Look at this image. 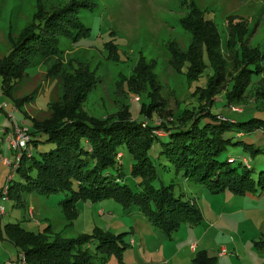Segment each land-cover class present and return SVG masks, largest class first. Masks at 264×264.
Instances as JSON below:
<instances>
[{"label":"rangeland","instance_id":"rangeland-1","mask_svg":"<svg viewBox=\"0 0 264 264\" xmlns=\"http://www.w3.org/2000/svg\"><path fill=\"white\" fill-rule=\"evenodd\" d=\"M38 1L50 10L69 0H0V60L9 51L11 41L31 23ZM90 1L94 4L92 10L82 8L78 11L80 20L89 28L88 35L77 39L60 37L54 56L37 59L26 69V74L11 81L9 93L15 102L3 94L0 76V106L5 104L0 108V231L3 235L0 264H29L22 262L24 255L7 237L5 225L9 223L50 235L61 232L65 237L92 235L98 230L118 236L117 245L125 246L122 249L116 246L117 253L112 252L104 264H148L149 260H155L152 264H165L158 263L160 259H169L168 264H193L194 258L210 260L212 264H264V252L259 251L256 243L264 232V191L243 195L228 190L214 192L204 184L188 180L181 170L176 171L159 154V140L151 145L148 156L156 167L165 165L166 168L160 170L152 185H172L174 195L194 204L201 217L196 223H181L168 235L162 232L164 236L160 239L159 229L151 228L137 206L125 209L113 197L78 199L73 204L75 216L67 220L59 202L69 195L30 192L22 194L18 200L9 196L8 187L3 188L9 174H12L10 185L21 180L16 169L19 165L16 168L12 165L16 152L7 146L4 131L12 130V121L6 113L23 97L27 99L22 100L21 105H13L15 119L20 122L19 116H22L28 122L31 118L44 121L51 113L50 101H71L80 80L86 79L85 90L79 94V113L106 118L123 113L128 106L132 119L145 122L146 117L140 109L148 102L147 89L139 92L137 89H142L143 82L150 80L155 88L151 121L170 120L185 107L196 109L198 101L194 88L204 84L211 70L206 66L205 72L190 82L185 76L186 64L182 65L181 71L174 66L167 48L173 42L181 51L188 50L191 34L182 27L180 19L188 15L192 3L205 12L206 18L213 19L225 60V81L235 77L247 64L246 60L240 62L235 57L234 33L242 47L258 52L253 61L259 74H252L245 93L223 106L225 90H221L214 96L213 111L240 121L251 117L264 119V95L261 93L264 88V0ZM203 57L207 62L205 54ZM222 87L225 88V84ZM23 127L28 128V123ZM157 134L162 133L157 131ZM227 136H231V142L235 144L227 146L222 159H246L251 177L256 181L259 171L264 170V130L256 129L242 135L231 132ZM238 141L253 143L252 148L259 151L251 155L250 150ZM50 147L51 143H42L33 152L36 154L38 150ZM122 153L119 182L139 191L141 186L131 174L132 159L126 149ZM3 156L8 157L11 164L4 163ZM108 171L112 175L118 172L116 168ZM133 236L136 244L130 245ZM96 241L95 237L90 238L91 251L95 249ZM142 241L143 250L138 248ZM192 243H196L195 251L191 249ZM157 247L158 252L151 254ZM219 252L223 254L218 256Z\"/></svg>","mask_w":264,"mask_h":264},{"label":"trees","instance_id":"trees-1","mask_svg":"<svg viewBox=\"0 0 264 264\" xmlns=\"http://www.w3.org/2000/svg\"><path fill=\"white\" fill-rule=\"evenodd\" d=\"M93 7L90 0H69L60 7L46 10L38 1L31 23L11 41L9 51L0 60L3 94L11 99L10 82L26 74V69L37 59L54 56L58 52L60 37L77 39L88 35L89 28L80 20L78 11L82 8L92 10ZM204 13L192 3L188 15L180 19L182 27L191 34L188 50L181 51L173 42L167 47L174 66L181 71L182 65L186 64L185 76L190 82L197 80L205 72L206 66L211 70L204 84L194 88L198 101L196 109L185 107L172 115L170 120L151 121L155 88L150 80H145L142 89L136 88L138 92L147 89L148 102L140 109L146 117L145 122L132 119L128 106L116 116H87L78 112L79 94L85 90L83 87L86 84V79H81L71 101H50L48 108H51V113L47 120L31 118L29 122L25 121L29 125L30 155L26 157L24 154L16 168L21 180L12 185L9 184L12 176L6 180L9 196L19 200L22 194L30 192L69 195L59 202L67 220L75 216L74 201L113 197L125 209L137 206L152 226L168 235L181 223H196L201 217L194 204L174 195L172 185H152L160 170L166 168L165 165L156 167L148 156L151 145L157 140L160 141L159 154L176 171L181 170L188 180L204 184L214 192L228 190L243 195L264 191V170L259 171L255 181L245 158L221 157L229 144H235L227 134L236 132L242 135L256 129L264 130V119L251 117L240 121L213 111L214 96L221 90H225L223 106L245 93L252 74H259L253 61V56L258 52L242 47L238 35L234 33L235 57L240 62L246 60L247 64L235 77L225 81V60L219 48V34L213 19L206 18ZM81 74L85 76V73ZM224 84L225 88L222 87ZM261 93L264 95L263 87ZM22 100L12 104L19 106ZM157 131L162 134L158 135ZM7 132L4 131L5 134ZM164 137L165 140H160ZM46 142L51 143L52 147L34 154L33 149ZM241 144L250 150L251 155L259 151L252 148L253 143ZM123 149L132 159L131 174L141 186L139 191L135 192L119 182ZM110 168H116L117 174H110ZM5 230L18 252L24 255V263L29 264H104L110 254L116 252V246L119 249L125 246L117 245L118 236L102 230L77 237H65L61 232L50 235L47 232L28 231L17 223L5 225ZM2 236L0 231V239ZM93 237L97 245L91 251L88 244ZM256 243L264 248V232ZM209 261L194 258L193 264H212Z\"/></svg>","mask_w":264,"mask_h":264},{"label":"built area","instance_id":"built-area-1","mask_svg":"<svg viewBox=\"0 0 264 264\" xmlns=\"http://www.w3.org/2000/svg\"><path fill=\"white\" fill-rule=\"evenodd\" d=\"M138 99V98H136ZM5 104L1 105L0 108L4 107ZM15 107L12 105L11 109L8 111L7 116L11 119V120H15L14 114L13 112L15 111ZM23 125H25L24 122H18V121H14L12 123V130L8 131L5 138L7 143L9 144V146L15 150L16 154H15V162L12 164L13 168H16L17 165L19 164V159L22 155H30V149L28 148V143H29V134L27 133V128L23 127ZM3 162L6 164H11L9 159H3ZM12 174H9L7 180H9L11 178ZM7 185L4 184L3 188H6ZM2 188V189H3ZM5 192L2 190V194H4ZM2 209V208H1ZM22 262L24 261V259H21Z\"/></svg>","mask_w":264,"mask_h":264},{"label":"crops","instance_id":"crops-1","mask_svg":"<svg viewBox=\"0 0 264 264\" xmlns=\"http://www.w3.org/2000/svg\"><path fill=\"white\" fill-rule=\"evenodd\" d=\"M22 115V114H21ZM19 117H21L22 118V120H20V122H24L25 123V119L22 117V116H19ZM5 140H6V138H5ZM6 143H7V141H6ZM7 146H9V144L7 143ZM10 147V146H9ZM2 153H4V152H2ZM4 155V154H3ZM6 158V156H3V159H5ZM6 159H9L8 157L6 158ZM30 211V210H29ZM149 224H150V222H149ZM135 225H137V226H139L140 227V225L139 224H135ZM150 226H151V228H153L154 230H158V228H155L154 226H152L151 224H150ZM133 229V228H132ZM134 231V230H133ZM159 234H161V235H158L159 236V239L160 238H162L163 236H164V232L163 231H161L160 229H159ZM163 232V233H162ZM133 234H135V232H132ZM135 245L136 244V240H135V237L133 236L132 237V244H130V245ZM139 244H141L138 248H140L141 250H143V246H144V241H142V242H140ZM194 248H196V243H192L191 244V249H193V251H195V249ZM158 250H159V248L157 247V248H155V250H153V251H151L150 253L152 254H155V252H158ZM259 251L260 252H264V248H260L259 247ZM145 253H143V251H142V256L144 255ZM223 254V252H219V254H218V256H221ZM161 256L163 257V254L161 253ZM155 262V260H149L147 263L148 264H152V263H154ZM170 262V260L169 259H167V261L164 259V260H162V259H160V262H158V263H165V264H168Z\"/></svg>","mask_w":264,"mask_h":264}]
</instances>
